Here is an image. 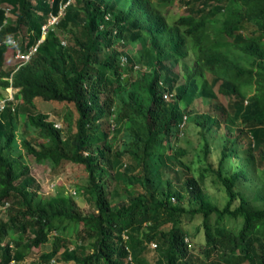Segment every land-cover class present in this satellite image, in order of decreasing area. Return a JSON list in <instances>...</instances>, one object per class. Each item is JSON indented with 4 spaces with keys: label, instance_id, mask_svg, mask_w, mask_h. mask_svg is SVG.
<instances>
[{
    "label": "trees",
    "instance_id": "trees-1",
    "mask_svg": "<svg viewBox=\"0 0 264 264\" xmlns=\"http://www.w3.org/2000/svg\"><path fill=\"white\" fill-rule=\"evenodd\" d=\"M71 1L0 0V82L18 89L0 94V264H25L45 245L36 264H264V185L253 176L264 157V0H179L187 12L172 20L164 10L176 0ZM42 38L29 63L5 70L9 50ZM217 85L233 113L216 104L224 121L200 115L208 166L177 187L164 176L191 171L174 146L189 102L217 103ZM39 99L74 105L76 131L65 137L33 112ZM222 124L214 148L208 134ZM24 154L82 165L92 211L74 195H42Z\"/></svg>",
    "mask_w": 264,
    "mask_h": 264
},
{
    "label": "rangeland",
    "instance_id": "rangeland-1",
    "mask_svg": "<svg viewBox=\"0 0 264 264\" xmlns=\"http://www.w3.org/2000/svg\"><path fill=\"white\" fill-rule=\"evenodd\" d=\"M157 1V0H154ZM72 3L75 0L71 1ZM164 12L172 20L177 18L179 15L185 14L187 12L186 7L182 4L181 1L176 0L172 5L168 6ZM63 37L64 42L70 44V41L60 34ZM22 38V37H20ZM23 42L24 38L21 39ZM133 54H136V49L132 50ZM192 57L190 58V60ZM17 63L15 58L11 56V50L6 54L5 70L9 71L13 68H16ZM209 81H212V77H208ZM219 85L215 87V91L218 93L219 101L217 103L213 101H204L203 99H192L189 102V110L191 112L189 118L185 117V127L184 131L180 134V140L174 142L175 149L181 148L182 150H187V155L184 158V162L191 167V171L186 169H181L177 167L169 170L164 176V179L171 178L175 186H181L184 182L186 176L195 175L199 176L204 169L208 166V162L205 160L204 156V140L200 135V127L196 125V121L199 120L201 114L214 116L216 115L217 119L220 121L225 120V116L216 108V104L224 106L229 114L233 113L232 106L235 105L236 100L228 98L219 94L218 92ZM18 89L9 87L8 89H2L0 82V94H2L6 99L13 100ZM16 103H19L17 101ZM35 113H43L48 115L49 121H52L55 126L63 132V135L66 137L69 134L76 131V121L78 119V113L72 104H59L53 102H45L41 99L36 100V108L32 110ZM32 112V113H33ZM34 114V113H33ZM212 118L209 122H212ZM210 126V124H208ZM224 124L221 125L220 130L214 128L213 131L218 133L208 134L209 141L214 145V148H219V145L222 141H219L218 136H223ZM20 132L23 131L21 126ZM176 139V138H175ZM16 145H20V137L18 135ZM209 162L217 165L219 153H211ZM258 162L254 168L253 176L256 184L264 185V157H260V153L257 155ZM24 159L32 167V175L37 181V184L40 186V193L45 197L55 196L58 192H64L68 195L76 196L81 209L87 213L92 211V208L88 205L84 197L79 194L80 186H85L87 184V173L82 165L73 164V163H64L59 168L54 169L51 167L50 163H38L33 156L24 154ZM174 170V171H173ZM178 172V173H177ZM206 173V172H205ZM205 185L208 192L211 194L212 199L215 203L220 206H224L227 197L225 190L219 184L213 183V177L210 173H206ZM167 177V178H166ZM76 192V193H75ZM3 212L0 209V213ZM184 227L194 233L196 231L197 222H192L190 218L185 219ZM167 229L169 226L166 227ZM50 250V245L42 246L39 248H34L32 254L26 259L25 264H36L41 253L48 252Z\"/></svg>",
    "mask_w": 264,
    "mask_h": 264
},
{
    "label": "built area",
    "instance_id": "built-area-1",
    "mask_svg": "<svg viewBox=\"0 0 264 264\" xmlns=\"http://www.w3.org/2000/svg\"><path fill=\"white\" fill-rule=\"evenodd\" d=\"M59 21V17H53L52 18V20H51V24H55V23H57ZM46 30H47V28L46 27H44V34H46ZM44 38V37H43ZM41 39L35 46H33L31 49H30V51L29 52H22L21 50H17V53H16V60L19 62L18 63V67H17V69L21 66V65H23V64H27V63H29L31 60H32V58L34 57V55L37 53V51H38V48H39V45L42 43V41L44 40V39ZM8 43L9 44H12V45H15V40L14 39H10L9 41H8ZM65 44V43H64ZM166 98H168V96H166ZM0 106H1V108H3L4 106H5V101L3 100V101H1L0 102ZM153 246H155V245H153Z\"/></svg>",
    "mask_w": 264,
    "mask_h": 264
}]
</instances>
